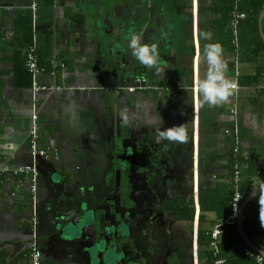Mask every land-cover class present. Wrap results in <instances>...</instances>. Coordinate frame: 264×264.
<instances>
[{"label":"crops","instance_id":"1","mask_svg":"<svg viewBox=\"0 0 264 264\" xmlns=\"http://www.w3.org/2000/svg\"><path fill=\"white\" fill-rule=\"evenodd\" d=\"M32 1L0 0V264L29 263L34 236L31 218L35 212L29 189L31 181L28 175H14L12 170L30 162L28 139L33 112L37 115L39 145L57 154L50 161L53 167L66 175L68 183L72 181L74 196L85 199L92 209L100 207L102 213H107L105 205L111 202L108 191L112 179L98 168L103 159L101 152L110 147L108 152L113 153L115 145L125 139L130 121L136 124L138 136L149 146H164V151L173 147V157L169 158L168 154L166 162L177 170L169 177L175 190L174 210L162 216L164 221L152 231L157 249L144 250L143 256L132 257L130 264H165V251L170 248L177 253L173 256L174 264H204L199 256L205 247L198 245V233L210 232L221 220L214 210H200L198 194L200 189L216 183H229L228 156L235 138L240 153L246 159L252 157L255 163L249 170L245 160L242 168L241 182L248 184L244 198L259 190L249 203L260 209V199L264 200L261 195L264 189V7L255 22L247 18L241 21L235 46L229 21L223 25L225 0H134L139 4L137 11L142 7L144 19L145 14H152L156 21L152 25L157 31L151 42L158 45L159 60L153 76H142L147 88L134 94L131 105L134 109L131 114L127 112L129 119L125 121L121 113L126 96L122 89L129 84L127 65L124 68L117 65L114 72V64L103 48L98 49L95 42L83 37L81 24L77 22L81 16L71 6L74 0H36V29L35 33L31 30V44L36 45L41 65L49 69V60L56 57L64 67L54 76L44 74L37 79L40 84L59 85L63 89L40 91L34 98L32 79L24 66L25 51L30 44L28 27L31 25L32 29ZM116 2L123 5V0ZM105 25L104 31L109 29L113 33L115 26ZM204 33H210L211 38L205 39ZM214 42L223 45L228 66L225 75L237 83V88L227 101L209 105L202 102L198 82L209 70L205 45ZM233 108L235 115L231 113ZM180 124L184 125L188 138L192 129L194 139L199 135L204 140L205 148L198 157L194 149L193 168L190 157H186L187 139L178 142L158 136L159 130ZM45 171V167L39 166L36 204L39 216L34 230L43 264L77 260L80 256L71 252L73 248L66 239L51 232L56 229L54 222L66 217L54 221L52 212L46 208L51 192ZM104 179L108 187L103 186ZM247 205L241 206L242 228L249 240L264 250V222L261 221L263 231L257 233L247 227L248 220L245 226L249 231L243 225ZM68 208L70 205L64 210ZM72 210L71 207L66 215L72 216ZM246 253L259 254L250 247ZM147 257L148 263L143 260ZM84 264L96 262L87 259Z\"/></svg>","mask_w":264,"mask_h":264},{"label":"flooded vegetation","instance_id":"2","mask_svg":"<svg viewBox=\"0 0 264 264\" xmlns=\"http://www.w3.org/2000/svg\"><path fill=\"white\" fill-rule=\"evenodd\" d=\"M111 1L114 3L116 0ZM114 4L121 7L118 11L122 13L123 16H127L123 20L124 27L129 26L131 21L137 25V29L140 28L143 23L148 22L150 26H153V22H156L153 21L152 14H145L147 20L144 19L142 7L137 11L139 4L134 0H123V5L119 4V2ZM112 25L109 22V24L105 26L109 28L112 27ZM115 67L116 66L113 65V69L117 70ZM126 70L127 71L125 72L129 77L126 81L129 82V84H126V89H122L126 96L123 108H121L131 114L134 109L133 106H131L134 94H136L140 88L136 85L133 90H130L129 88L134 86L133 81L135 82V79L138 78L141 80L143 71L141 68L139 71L136 69L131 71V67L128 65ZM136 71L141 72L142 76H135ZM156 89L158 90V88H155V90ZM127 128L128 129L124 134L125 139L121 142L123 145L122 147H124V152L119 150V148H121V143L115 145L112 154L111 152H108L110 147H106V151L103 149L101 152L103 159L98 168L102 169V172L104 170V172H106L112 179V183H110L109 186L110 190L108 189V196L111 199V202H108L105 205L107 213H102L99 210H96L95 207L93 208L96 212L98 222H103L102 219L107 217V214L109 219H105L106 223L121 218L123 219V222H116L117 227L115 231L110 234L112 237L115 233L117 235L116 238L114 237L111 241L112 244L119 247V264H125L126 262L131 263L130 261L132 257L141 258L144 250L157 249L155 235H152V231L154 227L157 228V226L161 225L160 223L164 221L161 218L162 216L165 217V215L173 212V206H175L174 202H176L174 199L175 190L170 178L177 173V170L166 162L168 154L170 155L169 158L173 157L174 148L167 147L168 149L164 151V146H149L144 138L138 136L136 124L132 121L129 122ZM194 136L193 132V142H191L193 143L192 147L190 146L188 137V142L185 146V150L189 148L187 152L189 154H187L186 157H190L191 168L194 167L192 157L194 149L196 150L197 157L201 154L198 152L199 145L197 136L195 139ZM191 148L192 150H190ZM197 164L196 169L198 166ZM168 245L169 243L167 242V247ZM165 252L164 258H167L165 264H174L173 259L175 258L173 256L177 253L172 248ZM143 260L148 263V257Z\"/></svg>","mask_w":264,"mask_h":264},{"label":"water","instance_id":"3","mask_svg":"<svg viewBox=\"0 0 264 264\" xmlns=\"http://www.w3.org/2000/svg\"><path fill=\"white\" fill-rule=\"evenodd\" d=\"M113 4L111 0H74V4L71 6L76 7V13L81 16V19L77 22L81 24L83 37L90 40V42H95L98 49L103 48L106 52V56L109 57L110 62L115 66L120 64V66L124 68L125 64H127L131 67V71L135 69L139 71L141 68L143 75L153 76L152 73L155 72L157 66H145L142 64L133 55L129 43L131 36L136 34L142 37L143 43L151 45V41L154 40L157 29L155 26H150L148 23H143L141 27L137 29V25L132 21L129 23V26L124 27L123 20L127 16H123L122 13L120 14L118 11L119 7ZM105 21L115 26L113 33H111V31L109 32V29L108 31H104L103 25H105ZM110 30H112V28ZM137 71L135 76H142V73ZM114 72H116L115 69ZM190 72L193 86L192 64L190 66ZM134 83L136 86L141 87V89L147 88L148 85L146 79L142 78L140 83L133 81V84ZM123 88L126 89L127 85ZM83 128L85 129V127ZM197 140L199 145L198 152H201L205 148L204 140L200 139L198 135ZM191 142H193L192 129L189 137V143L192 147L193 143ZM190 150H192V148ZM50 161L51 160L45 161L40 159L37 162V166L38 170L41 165L45 167V172L47 174L46 179L50 186L51 195L48 204H46L47 210L52 212L54 221L56 218L59 220V217H66L63 221H55L54 224L56 227L54 228L56 229L51 230V232L56 233V235L62 237V239H66L65 241L67 244L73 248L71 252L77 253L80 256L79 259H70L68 262L84 264L85 260L87 262L88 259V262L92 263V261H94L96 264H119V247L112 244L111 241L114 237L116 238L117 235L115 233L112 237L110 234L115 231L117 227L116 222H123V219L121 218L106 223L105 219L107 218L105 217L102 219L103 222H98L95 210L88 205L89 203L85 199L73 195V185L70 184L72 181L68 183L66 175L63 174L61 170L57 171ZM104 176L105 175H103V178H105ZM199 177L200 173L198 170L197 179H199ZM102 184L104 187H108L105 179L102 180ZM258 192L259 190L253 191L242 200L238 210L236 226L245 243L255 252L264 256V250L253 244L246 236L241 222L243 209L241 206H246ZM71 196L74 197L71 198ZM68 205H70V208L65 211L64 209ZM71 207L74 209L72 210V216H67V211H69ZM96 210L102 211L100 207H97ZM38 216L39 214H37L36 211V217L38 218ZM125 264L130 263L126 262Z\"/></svg>","mask_w":264,"mask_h":264},{"label":"built area","instance_id":"4","mask_svg":"<svg viewBox=\"0 0 264 264\" xmlns=\"http://www.w3.org/2000/svg\"><path fill=\"white\" fill-rule=\"evenodd\" d=\"M30 9L32 10V14H33L32 31L33 33H35L34 32L36 29L35 11L37 9L36 0H33L31 2ZM246 17H247V13L239 9V0H233V4L228 13V21H229V28L231 32V41L233 45L235 46L237 45L239 24ZM49 63H50L49 69H47L45 66L39 63L36 45L34 42L26 48L25 56H24V66L32 79V91H33L34 98H36V95L40 91H61L63 89V87L59 85H46V84L44 85L38 82L37 79L40 75L49 74V75L54 76L59 72L61 68L64 67L63 62L57 59L56 57H52L49 60ZM135 82L140 83L141 80L137 78L135 79ZM134 87H135V83H134V86L130 87L129 89L133 90ZM137 87L141 89V87L139 86ZM231 113L233 115L236 114L235 108L231 110ZM38 139H39V126L37 122V115L35 112H33L32 113V124H31V128L29 129V139H28L30 162L22 166H19L17 168H14L12 170V173L14 175H28L31 181L29 185V189L32 195L31 201H32V206L34 207L35 212L31 218V227L33 228L34 236L30 243V248H29L30 250L28 254L29 256L28 264H43V253L39 247L36 232L34 231L37 225L36 204H37V189H38L37 181L39 178V170H38L37 162L40 159L49 161L57 157L56 152L51 151L49 148H45L39 145ZM231 154H232L234 161L228 171L229 183L233 189V195L230 200V206H231L230 212L224 219L221 220L219 225H216L210 231L211 241H210L209 246H210V249L213 251V254L215 255L218 253V247H217L216 241L222 232L221 226L231 225L236 222V219L238 216V210L244 198V195L239 191V185L242 179V168L245 166L244 164L245 156L240 153L239 147L237 146L236 138L234 139V145L232 146ZM254 257L258 264L263 263L264 261L263 256L256 254L254 255ZM224 262H225V259L223 258H217L215 260V264H223ZM60 264H75V263L63 262Z\"/></svg>","mask_w":264,"mask_h":264},{"label":"trees","instance_id":"5","mask_svg":"<svg viewBox=\"0 0 264 264\" xmlns=\"http://www.w3.org/2000/svg\"><path fill=\"white\" fill-rule=\"evenodd\" d=\"M233 4V0H225L223 3L224 10L223 14V25H228V13ZM264 7V0H247V2H240L239 0V9L247 13V19L249 21L255 22L258 17V14ZM228 27V26H227ZM29 28V42L32 41L31 25ZM226 34H229V31H225ZM229 40V36H228ZM29 44V45H30ZM28 45V46H29ZM247 161V169L254 166V159L249 157L245 158ZM234 159L231 154L228 156V170L231 167ZM250 170V169H249ZM250 173V172H249ZM247 183H240L239 191L244 195L247 191ZM233 195V189L230 183H216L213 187H207L205 189H200L198 194V203L201 211L205 210H214L217 214L219 220L224 219L230 212V200ZM219 197V198H218ZM192 213V208L190 209ZM190 212V211H188ZM260 209L253 202H250L247 207L244 209V221L243 225L247 220L249 221L250 230L254 233L263 231L262 222L259 221ZM246 228V226H245ZM247 229V228H246ZM221 234L217 238V247L218 253L215 255L210 249V232L199 231L198 233V245L204 246L205 249L199 256V260L204 261V264H215L217 258H224L225 264H257L255 261L254 253H246V250L249 247L246 245L244 240L241 238L236 223L231 225L221 226ZM248 230V229H247ZM256 230V232H255ZM249 231V230H248ZM252 234V233H251ZM249 237V236H248ZM264 248V247H263ZM251 252V251H250ZM264 264V261L263 263Z\"/></svg>","mask_w":264,"mask_h":264},{"label":"clouds","instance_id":"6","mask_svg":"<svg viewBox=\"0 0 264 264\" xmlns=\"http://www.w3.org/2000/svg\"><path fill=\"white\" fill-rule=\"evenodd\" d=\"M205 39H210V33L203 34ZM133 55L145 66H155L159 60L158 45L143 43L142 37L133 34L129 43ZM224 49L220 42L208 43L205 45L204 54L208 61L209 70L204 78L198 82V90L202 97V102L209 105H217L228 100L234 94L236 83L228 79L225 75L227 71V62L223 56ZM124 120L129 119L127 111L121 113ZM161 139L169 141L184 142L187 139V132L184 125H174L158 131ZM196 167V164H195ZM196 171V170H195ZM264 195V189L261 191ZM260 218L264 222V200L260 199ZM236 223V222H235Z\"/></svg>","mask_w":264,"mask_h":264},{"label":"rangeland","instance_id":"7","mask_svg":"<svg viewBox=\"0 0 264 264\" xmlns=\"http://www.w3.org/2000/svg\"><path fill=\"white\" fill-rule=\"evenodd\" d=\"M116 1H117V0H116ZM122 146H123V145L121 144V145H120L121 148H119V150H121L122 152H124V150H123L124 147H122Z\"/></svg>","mask_w":264,"mask_h":264}]
</instances>
